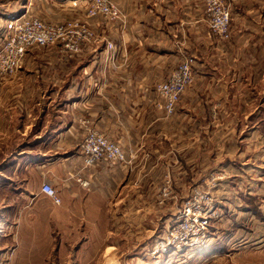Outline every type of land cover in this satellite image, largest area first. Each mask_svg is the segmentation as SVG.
<instances>
[{"label": "crops", "instance_id": "0c3cea01", "mask_svg": "<svg viewBox=\"0 0 264 264\" xmlns=\"http://www.w3.org/2000/svg\"><path fill=\"white\" fill-rule=\"evenodd\" d=\"M116 1L125 15L123 20L109 21L100 15L87 17L81 3L73 6V11H79L76 19L87 22L94 35L70 59L60 52L56 53L51 59L56 60L57 69H43L40 74L43 86L50 82L47 91L51 97L46 106L55 99L58 105L55 110L56 118L49 119L46 110L44 111L47 113L41 116L43 105L39 106L40 111L36 115L39 127L34 133L32 134L31 128L29 132L25 129L18 130L21 135L33 136L28 143L30 147L22 144L17 152L26 158L22 162L11 160L8 164L9 173L0 174V178L4 180L0 185L1 188L4 187L2 191L5 186L8 188L7 194L2 192L0 195V226L9 228L13 224L16 233L27 231L32 235H46L45 229L48 227H55L63 234L73 229V234L78 233L82 237L77 250H104L105 254L108 252L107 264L115 260L113 251L118 249L112 242L113 231L115 234H122L121 229L112 228L111 221L128 218L129 202L140 203L139 213L143 212L144 186H154V173L160 170L171 171L173 185L181 189L188 184L189 171L206 168V161L195 162L194 157L189 155L192 142H186L185 139L193 138L195 147L202 149L199 137L206 139L207 133L202 131V125L197 132L187 130L185 126L178 125V122L194 118L199 124H208L215 120L204 115H163V111L155 105V83L164 79L182 56L188 54L194 58L195 80L181 96L182 98L187 93L190 95L191 99L185 106L196 103L207 108L213 104L209 96L215 93H220L216 104L223 105L227 86L237 89L243 81L251 87V79L257 74V70L250 64L242 67L235 64L230 71V83H226L224 73L214 64L209 66L213 56L214 59H219V55L228 54L237 60L264 58V0H224L231 11V45L218 44L221 40L214 37L208 28L202 0ZM106 42L116 45L113 56L106 49ZM213 50L215 53L210 52ZM106 57L109 58L108 63ZM225 74L229 73L225 71ZM202 86L205 88V97L199 99L197 94L201 95ZM35 105L37 104L24 105V108L29 107L26 116H35L31 108ZM84 118L95 123L107 136L117 140L126 153L128 162L124 165H112L101 161L93 167L84 168L80 159L68 157V162L56 164L46 170L42 168L45 170L42 173L45 177L50 169H62L59 170L58 181L53 178L45 181L54 188L53 183H58V189H55L60 202L55 204L40 191L39 185L36 188L28 186L27 174H20L27 166L47 167L49 164L45 155L48 140L55 135L69 141L78 138L79 135L72 133L71 128H64V123L68 121L76 124ZM49 121H56V124L49 125ZM62 143L56 141V144ZM33 151L38 153L37 158ZM199 155L201 154L196 156ZM133 175L135 178L132 179ZM77 178L82 182L87 180L88 184H83ZM255 186L248 187L250 198L260 197L258 190L261 186ZM240 189H237L239 193L237 190L232 192L243 198L245 192ZM175 197L177 198L176 194ZM260 204L264 206L263 203ZM246 215H251L249 218L254 220L256 227V216L252 212ZM260 217L264 218V210ZM97 227L99 233L97 229L93 231ZM9 235L0 238V264H38L30 248L25 252L18 244L13 247L8 245ZM93 235L102 236V241L93 242L96 241ZM260 241H264V233ZM58 244V250H62L59 249L61 241ZM255 253L259 255L255 264H264V248L255 250ZM44 259L45 256L40 258Z\"/></svg>", "mask_w": 264, "mask_h": 264}, {"label": "rangeland", "instance_id": "374dc122", "mask_svg": "<svg viewBox=\"0 0 264 264\" xmlns=\"http://www.w3.org/2000/svg\"><path fill=\"white\" fill-rule=\"evenodd\" d=\"M72 1L0 0V49L6 42L7 24L10 19L31 15L51 23L73 21L77 18L79 11L77 9L73 11V6L78 4L72 5ZM86 24L89 26L87 22ZM214 37L216 36L214 35ZM235 38H238V36ZM229 39H220L221 41L218 44L229 43L231 45L233 40ZM106 49L111 52V49L107 48V46ZM58 52L66 56L67 59L72 57L68 55L60 44L31 47L26 52L23 64L15 75L0 77V174L6 175L9 173L8 164L11 160L22 162L26 158V156L19 155L17 152L22 144L28 147L30 145L28 143L33 136L26 137L23 134L21 135L18 130L23 131L25 129L29 132L31 128L32 134L34 133V130L39 127V118L37 119L36 116L38 114L37 111H40L39 106L43 105L41 116L48 112L49 119L56 118L55 110L58 105L55 99L51 100L49 105L46 106L49 102L48 99L51 97L47 91L50 87L48 85L50 82L48 81L43 86L40 74L44 68L46 71H48V68H51L52 71L58 68V65L55 64L56 60L51 59ZM210 52L215 53L214 50ZM217 53H220V51H217ZM219 56V59H214L213 56L209 66L212 67L214 64L221 70L224 73V81L226 83H230L232 66H235V64L240 65V67L248 64L253 65V68L257 70V74L251 79V87L243 81L237 89L228 85L226 101L223 105L216 104L219 101L217 98L220 97V93H215L213 96H209L210 99L214 100L210 101L213 104H210L207 108L196 103L185 106L191 99L188 93L182 98L180 97L175 111L171 115L177 114L181 116L186 114L185 116L187 117L204 115L211 117L212 121L215 120L214 123L209 122L208 124H199L194 118L178 122V125L185 126L187 130L197 132L200 130V125H202V131L205 130L207 133L206 139L199 137L202 149L195 147L193 138L185 139L186 142L189 140L192 142L189 155L194 157L195 162L197 160L206 161V168L202 170L197 168V170L189 171L190 179L188 184L181 189L177 185H173L171 171L160 170L154 173L153 181H156L154 186H144L143 212L139 213L140 203L129 202L127 205L129 210L128 218L113 219L111 221L112 228L114 230L121 229L122 234L118 235L113 231L112 242L117 245L118 249L113 251L115 260L109 264H255L256 258H259L255 250L264 248V241H260L264 233V218L260 217L264 210V206L262 207L260 204H264V58L237 60L232 59L231 55L228 54ZM108 59L106 57L107 63L109 62ZM238 61H241V63H237ZM225 71L229 74H225ZM193 72L194 82V66ZM153 89L154 100L157 102V100L161 99L155 90V85ZM197 96L199 99L205 97V88L203 86L201 95L197 94ZM30 104L37 105L31 107L32 111L35 112V116L32 114V116L28 117L25 113L29 107L24 108V105L29 106ZM159 109L163 111V115L167 116L162 108ZM52 120L54 121V119ZM50 124L54 125L56 121L54 123L49 121ZM64 125L66 126L64 128H67L66 130L71 128V132H76L79 137L72 141L60 139L57 135L51 137L52 139L48 140L49 144L45 155L49 165L47 167H39V165L37 167L27 166L24 172L20 174L28 175L27 183L29 187L36 188L38 185L41 187L42 182L48 181L47 178H53L58 181L57 176L59 175V170H62L61 167H57L54 170L50 169L47 172L49 177H45L42 173L45 172L46 168L68 162V157L80 159L84 168L93 167L101 161H106L112 165L115 163L124 165L128 162V157L122 149L124 156L122 160L101 159L91 165L86 164L83 159L82 146L90 130L97 131L119 145L120 143L107 136L95 123H91L85 118L78 123L76 122V124H71V122L67 121ZM80 135L82 136L80 137ZM57 140L63 143L60 145L56 144ZM55 146H62V148L57 149ZM34 153L37 154L34 155L37 158L39 156L38 153ZM197 154L201 155L196 156ZM51 161L53 163H50ZM42 168H45V170ZM16 173L18 172L16 171ZM213 176H218V179L214 186L209 187L208 184L212 182L211 177ZM131 178L133 179L135 176L133 175ZM77 180L82 182L80 178H77ZM0 182V185H2L4 180L0 178ZM82 183L88 184L87 180ZM53 184L58 189V183ZM60 185L63 186V183ZM255 185L261 186L258 190L260 197L250 198L247 191L248 187H256ZM198 187L203 190H209L214 198V204L210 211L214 215L208 228L211 235L210 242L207 246L202 245L180 251L169 248L166 252L161 253L162 251H159L157 247L159 246L158 242L162 240L164 229L174 222L186 199ZM2 188L0 187V195L2 192L7 194L8 188L5 186L3 191ZM240 188L245 192L243 198L236 192H232ZM129 190L132 189L129 187ZM251 190H254V188ZM237 191L239 193V190ZM164 192H166V195H164ZM201 207H204V205L202 204ZM192 210H196V208L192 207ZM248 212H252L256 216V227L253 223L254 220L249 218L251 215H246ZM4 216H6L5 213ZM96 229L97 233H99L98 227L93 228V231ZM45 230L46 235H32L28 234L27 231L16 233L13 224L9 228L2 225L0 226V238H4L11 233L8 236L10 238L7 240L8 245L13 247L18 244L20 248H24L25 252L30 248V252L32 256L37 258L38 264H107L106 256L108 252L105 254L104 250L97 252H79L77 250L78 243L82 240V237L78 233L73 234L75 230L69 229V233L65 232L64 234L55 227H48ZM92 237L96 238V241L93 242L102 241L100 237L103 238L98 235H93ZM59 241H61L59 249L62 248V250H58ZM214 247L216 249L213 250ZM44 256L45 259L40 260Z\"/></svg>", "mask_w": 264, "mask_h": 264}, {"label": "built area", "instance_id": "2783aa9c", "mask_svg": "<svg viewBox=\"0 0 264 264\" xmlns=\"http://www.w3.org/2000/svg\"><path fill=\"white\" fill-rule=\"evenodd\" d=\"M208 28L220 39H229L231 35V11L224 0H202ZM82 4L88 17L103 16L108 20L125 19L116 0H73L72 5ZM93 37V31L86 22L75 19L60 23H51L26 15L10 19L7 24L6 42L0 49V77L13 76L21 68L25 54L29 48L60 44L69 56L81 51L82 45ZM115 53V45L106 43ZM111 56V58H112ZM194 58L184 54L178 64L171 69L168 76L155 84V90L161 100L156 105L165 111L167 116L173 114L176 104L185 89L194 79ZM82 146L84 161L91 165L101 159L122 160L123 150L118 143L107 139L95 130H90ZM218 176L211 177L212 187ZM40 191L50 197L55 204L60 202L57 190L49 183L42 182ZM166 195V192H164ZM204 207H201V205ZM214 198L209 190L196 188L186 199L174 222L163 231V237L158 242L157 249L164 253L173 248L180 251L187 248L207 246L210 242V221L214 213H210ZM195 207L196 210H192Z\"/></svg>", "mask_w": 264, "mask_h": 264}, {"label": "trees", "instance_id": "16d2710c", "mask_svg": "<svg viewBox=\"0 0 264 264\" xmlns=\"http://www.w3.org/2000/svg\"><path fill=\"white\" fill-rule=\"evenodd\" d=\"M216 247H217V246H216ZM216 247H214L213 250L216 249ZM211 249H212V248H211Z\"/></svg>", "mask_w": 264, "mask_h": 264}]
</instances>
